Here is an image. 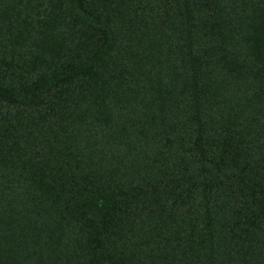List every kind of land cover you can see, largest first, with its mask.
Returning <instances> with one entry per match:
<instances>
[{
  "label": "trees",
  "instance_id": "1",
  "mask_svg": "<svg viewBox=\"0 0 264 264\" xmlns=\"http://www.w3.org/2000/svg\"><path fill=\"white\" fill-rule=\"evenodd\" d=\"M0 264H264V0H0Z\"/></svg>",
  "mask_w": 264,
  "mask_h": 264
}]
</instances>
